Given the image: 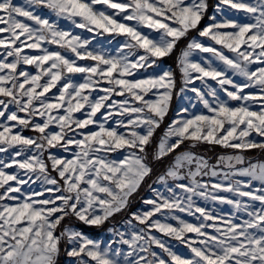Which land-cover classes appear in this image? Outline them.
Here are the masks:
<instances>
[{
	"label": "snow or ice",
	"instance_id": "snow-or-ice-1",
	"mask_svg": "<svg viewBox=\"0 0 264 264\" xmlns=\"http://www.w3.org/2000/svg\"><path fill=\"white\" fill-rule=\"evenodd\" d=\"M262 157L264 0H0V264H264Z\"/></svg>",
	"mask_w": 264,
	"mask_h": 264
},
{
	"label": "rangeland",
	"instance_id": "rangeland-1",
	"mask_svg": "<svg viewBox=\"0 0 264 264\" xmlns=\"http://www.w3.org/2000/svg\"><path fill=\"white\" fill-rule=\"evenodd\" d=\"M14 2L20 3V2H22V0H14ZM213 2H214V0H210V3H213ZM205 22H207L206 18H205ZM64 23H66V22H64ZM105 36H108V34H105ZM97 39L100 41H103L104 37H98ZM32 54H36V50H32ZM170 57H171V59H170ZM170 57L164 58V64H165V66L170 65L172 67H175V64H174L175 57H174V55L170 56ZM209 82L213 83V85L215 86V82H213V81H209ZM177 103H179V100L177 98H174L173 102H172L173 114H174L175 106ZM161 131H162V129H161ZM157 134H159V133H157ZM220 151H224V149H220V148L215 149V153H218ZM215 153H210V155H214ZM262 158H264V157H262ZM37 190H38V186H37ZM148 195H152V193L148 189L147 185H145L143 187V190L141 187L139 192L133 197L132 207L133 208L141 207L142 206L141 205V197L142 196H148ZM222 211H229V206H227V205L222 206ZM123 215H125V214L121 213V215L116 217V220L119 221L121 219V216H123ZM183 215H184L185 219H188L190 221H194V217L189 216L187 214H183ZM73 222L75 223V226L77 228L82 229L86 234H88L89 236H91L93 238L103 239V240H107L108 238H110L109 234L106 232V230L104 228H99L95 233H92L93 231L92 232L86 231L83 229L82 226L84 225L85 226L84 228H89V229H91V228L93 229L94 227L87 226V225L83 224L82 222H78V221H73ZM157 234H159V233H157ZM165 239H168L170 241V243L174 246L176 251L181 252V253H186L188 251L183 244H180L174 238L165 237ZM157 251H159V249H157ZM57 264H71V259L66 254L62 253L58 258Z\"/></svg>",
	"mask_w": 264,
	"mask_h": 264
},
{
	"label": "trees",
	"instance_id": "trees-1",
	"mask_svg": "<svg viewBox=\"0 0 264 264\" xmlns=\"http://www.w3.org/2000/svg\"><path fill=\"white\" fill-rule=\"evenodd\" d=\"M170 59H171V57H170ZM248 154H249V155H256V154H258V153H257L256 150H249ZM144 186H145V185H144ZM144 186H142V190H143V187H144ZM82 227H83V229L86 230V231H90V232L93 231L92 233H95V232L99 229V228H96V227H94L93 229H92V228H91V229H89V228H84V227H85L84 225H83Z\"/></svg>",
	"mask_w": 264,
	"mask_h": 264
}]
</instances>
